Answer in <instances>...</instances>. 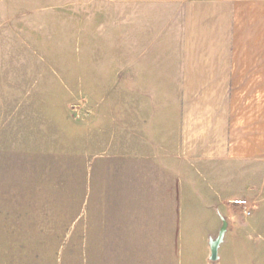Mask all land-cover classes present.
<instances>
[{
	"label": "crops",
	"instance_id": "1",
	"mask_svg": "<svg viewBox=\"0 0 264 264\" xmlns=\"http://www.w3.org/2000/svg\"><path fill=\"white\" fill-rule=\"evenodd\" d=\"M83 9L86 47L114 70L94 92L117 95L116 152L94 165L105 217L91 252L106 264H253L264 253V0ZM28 12L27 0H0V79L12 75L13 31L27 52ZM240 198L251 217L232 206Z\"/></svg>",
	"mask_w": 264,
	"mask_h": 264
},
{
	"label": "rangeland",
	"instance_id": "2",
	"mask_svg": "<svg viewBox=\"0 0 264 264\" xmlns=\"http://www.w3.org/2000/svg\"><path fill=\"white\" fill-rule=\"evenodd\" d=\"M27 8V52L13 31L12 75L0 79V264H106L90 247L105 217L94 165L116 152L117 95L94 90L114 70L86 47L83 0Z\"/></svg>",
	"mask_w": 264,
	"mask_h": 264
},
{
	"label": "built area",
	"instance_id": "3",
	"mask_svg": "<svg viewBox=\"0 0 264 264\" xmlns=\"http://www.w3.org/2000/svg\"><path fill=\"white\" fill-rule=\"evenodd\" d=\"M232 206L237 209L243 217H251L253 215L254 206L245 198L235 199Z\"/></svg>",
	"mask_w": 264,
	"mask_h": 264
}]
</instances>
